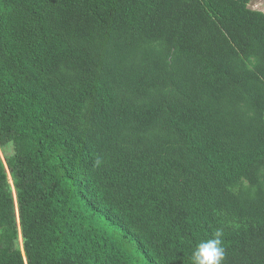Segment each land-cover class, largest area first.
Listing matches in <instances>:
<instances>
[{"label": "trees", "instance_id": "trees-1", "mask_svg": "<svg viewBox=\"0 0 264 264\" xmlns=\"http://www.w3.org/2000/svg\"><path fill=\"white\" fill-rule=\"evenodd\" d=\"M252 1L0 0V264H264Z\"/></svg>", "mask_w": 264, "mask_h": 264}, {"label": "clouds", "instance_id": "clouds-1", "mask_svg": "<svg viewBox=\"0 0 264 264\" xmlns=\"http://www.w3.org/2000/svg\"><path fill=\"white\" fill-rule=\"evenodd\" d=\"M222 235V231L217 230L212 238L199 242L191 254L192 264H223L225 249Z\"/></svg>", "mask_w": 264, "mask_h": 264}, {"label": "rangeland", "instance_id": "rangeland-1", "mask_svg": "<svg viewBox=\"0 0 264 264\" xmlns=\"http://www.w3.org/2000/svg\"><path fill=\"white\" fill-rule=\"evenodd\" d=\"M249 8H251L253 10L264 12V0H254V1H252L249 4ZM11 154H12V146H8L5 149H1L0 148V159L2 160V162H5V156L6 155H11ZM9 181H10V184L12 185L10 176H9ZM19 243H20V246H22L21 239L19 240Z\"/></svg>", "mask_w": 264, "mask_h": 264}]
</instances>
